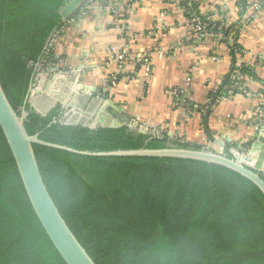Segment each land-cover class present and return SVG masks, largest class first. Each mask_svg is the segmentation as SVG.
I'll return each instance as SVG.
<instances>
[{"label":"trees","instance_id":"obj_1","mask_svg":"<svg viewBox=\"0 0 264 264\" xmlns=\"http://www.w3.org/2000/svg\"><path fill=\"white\" fill-rule=\"evenodd\" d=\"M70 1L0 0V79L18 113L25 105L28 133L80 150L201 148L165 132L64 124L60 105L42 115L25 103L35 66L65 25L61 11ZM209 22L237 35L234 25ZM234 77L225 79L216 99L233 90ZM34 148L55 203L97 264H264V193L240 173L179 157ZM0 264H67L32 207L1 126Z\"/></svg>","mask_w":264,"mask_h":264},{"label":"crops","instance_id":"obj_2","mask_svg":"<svg viewBox=\"0 0 264 264\" xmlns=\"http://www.w3.org/2000/svg\"><path fill=\"white\" fill-rule=\"evenodd\" d=\"M193 11L234 25L237 47L201 35ZM123 51L130 55L119 66L113 57ZM263 59L264 0H247L244 8L241 0H88L57 31L43 62L80 69L82 85L149 128L226 153L264 141L257 131L264 114L259 123L256 113L264 99ZM232 73L245 91L216 99ZM212 102L208 126L215 140L205 129Z\"/></svg>","mask_w":264,"mask_h":264},{"label":"water","instance_id":"obj_3","mask_svg":"<svg viewBox=\"0 0 264 264\" xmlns=\"http://www.w3.org/2000/svg\"><path fill=\"white\" fill-rule=\"evenodd\" d=\"M87 1L71 0L61 11L63 21L77 14ZM54 36L55 33L47 42V51ZM82 77L80 69H63L57 67L56 63L54 66L48 67L44 62H38L25 103L30 102L34 110L42 115H46L53 107L60 105L62 109L66 110L60 120L64 124H80L91 129L127 126L130 131L135 133L163 136V132L159 129L149 128L124 113L119 104L109 100L108 95L97 96L93 88L81 84ZM212 104L213 102L205 117V129L210 139L215 140L208 126ZM27 116L28 111L25 105L21 108L20 113L14 108L0 79V126L16 161L32 207L52 243L67 264L97 263L72 231L48 190L40 170L34 144L85 155L179 157L216 163L247 177L264 193V141L262 140L248 146L244 151L231 148L230 155L204 146L196 148L171 144L164 148L80 150L45 141L40 138L39 132L29 134L25 126ZM56 121V119L53 120V122ZM257 129L258 133L264 137V125Z\"/></svg>","mask_w":264,"mask_h":264},{"label":"built area","instance_id":"obj_4","mask_svg":"<svg viewBox=\"0 0 264 264\" xmlns=\"http://www.w3.org/2000/svg\"><path fill=\"white\" fill-rule=\"evenodd\" d=\"M191 21L194 24L195 28L199 31V33H201V35H211L214 38H216L217 40H225L228 41L232 46L237 47V42H236V35H225L224 33H222V31L220 30H213L210 28V22L209 21H205L203 20L199 15L193 13L191 16ZM130 54H128V52L123 51L121 53H117L113 58L119 63V66H122V62H124L126 59H128ZM264 61V59H263ZM118 73H113L112 77L113 79H117L119 76ZM234 79H236V77H234ZM241 90V91H245V86L242 85L238 80H235L234 84H233V90ZM233 90H231L230 92H233ZM174 94H180V91L178 90H174L173 91ZM256 113H257V119L259 120V123L262 122V117L264 114V99L263 101L257 106L256 109Z\"/></svg>","mask_w":264,"mask_h":264},{"label":"flooded vegetation","instance_id":"obj_5","mask_svg":"<svg viewBox=\"0 0 264 264\" xmlns=\"http://www.w3.org/2000/svg\"><path fill=\"white\" fill-rule=\"evenodd\" d=\"M29 103H30V102H29ZM30 105H31V104H30ZM55 107H56V106H55ZM60 107H61V106H60ZM53 108H54V107H53ZM53 108H52V109H53ZM65 111H66V110H64V109L61 108V113H63V115H64Z\"/></svg>","mask_w":264,"mask_h":264}]
</instances>
